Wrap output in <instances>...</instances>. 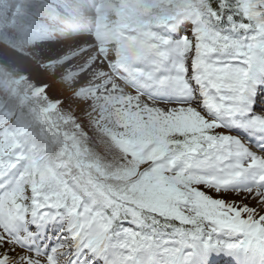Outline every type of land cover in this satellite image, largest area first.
Masks as SVG:
<instances>
[{
    "label": "snow or ice",
    "instance_id": "snow-or-ice-1",
    "mask_svg": "<svg viewBox=\"0 0 264 264\" xmlns=\"http://www.w3.org/2000/svg\"><path fill=\"white\" fill-rule=\"evenodd\" d=\"M0 46L66 93L0 63V264H264V0H0Z\"/></svg>",
    "mask_w": 264,
    "mask_h": 264
},
{
    "label": "rangeland",
    "instance_id": "rangeland-1",
    "mask_svg": "<svg viewBox=\"0 0 264 264\" xmlns=\"http://www.w3.org/2000/svg\"><path fill=\"white\" fill-rule=\"evenodd\" d=\"M26 51L35 52L34 49H28ZM0 62L4 64L9 70L14 68H19L21 71H29L32 73V79L36 83L46 82L51 85L48 94L52 98H56L61 95H66L62 93L61 86L54 82V77H49L45 74L40 73L36 61L29 56L21 55L12 50H4L0 47Z\"/></svg>",
    "mask_w": 264,
    "mask_h": 264
},
{
    "label": "trees",
    "instance_id": "trees-1",
    "mask_svg": "<svg viewBox=\"0 0 264 264\" xmlns=\"http://www.w3.org/2000/svg\"><path fill=\"white\" fill-rule=\"evenodd\" d=\"M1 47V46H0ZM1 63V62H0Z\"/></svg>",
    "mask_w": 264,
    "mask_h": 264
}]
</instances>
